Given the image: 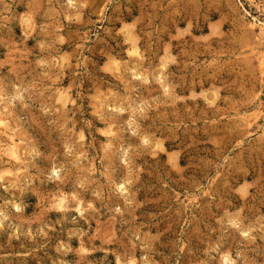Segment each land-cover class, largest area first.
I'll list each match as a JSON object with an SVG mask.
<instances>
[{"label":"rangeland","instance_id":"1","mask_svg":"<svg viewBox=\"0 0 264 264\" xmlns=\"http://www.w3.org/2000/svg\"><path fill=\"white\" fill-rule=\"evenodd\" d=\"M0 264H264V0H0Z\"/></svg>","mask_w":264,"mask_h":264}]
</instances>
